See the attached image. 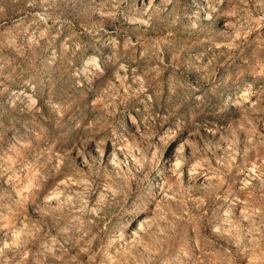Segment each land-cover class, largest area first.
Listing matches in <instances>:
<instances>
[{"label": "rangeland", "instance_id": "obj_1", "mask_svg": "<svg viewBox=\"0 0 264 264\" xmlns=\"http://www.w3.org/2000/svg\"><path fill=\"white\" fill-rule=\"evenodd\" d=\"M264 0H0V264H264Z\"/></svg>", "mask_w": 264, "mask_h": 264}, {"label": "built area", "instance_id": "obj_2", "mask_svg": "<svg viewBox=\"0 0 264 264\" xmlns=\"http://www.w3.org/2000/svg\"><path fill=\"white\" fill-rule=\"evenodd\" d=\"M257 19L260 20V21H263L264 20V15H262V14L258 15Z\"/></svg>", "mask_w": 264, "mask_h": 264}]
</instances>
